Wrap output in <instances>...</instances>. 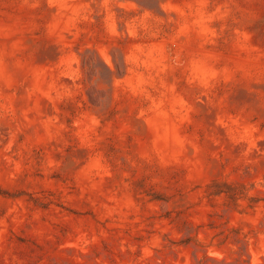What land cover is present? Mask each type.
<instances>
[{
    "label": "rangeland",
    "instance_id": "374dc122",
    "mask_svg": "<svg viewBox=\"0 0 264 264\" xmlns=\"http://www.w3.org/2000/svg\"><path fill=\"white\" fill-rule=\"evenodd\" d=\"M0 264H264V0H0Z\"/></svg>",
    "mask_w": 264,
    "mask_h": 264
}]
</instances>
